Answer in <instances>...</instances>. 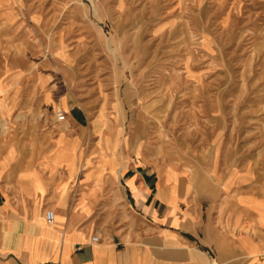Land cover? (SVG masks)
Returning a JSON list of instances; mask_svg holds the SVG:
<instances>
[{
    "label": "rangeland",
    "instance_id": "374dc122",
    "mask_svg": "<svg viewBox=\"0 0 264 264\" xmlns=\"http://www.w3.org/2000/svg\"><path fill=\"white\" fill-rule=\"evenodd\" d=\"M0 81L7 193L60 132L70 171L178 174L227 233L264 196V0H0Z\"/></svg>",
    "mask_w": 264,
    "mask_h": 264
},
{
    "label": "crops",
    "instance_id": "0c3cea01",
    "mask_svg": "<svg viewBox=\"0 0 264 264\" xmlns=\"http://www.w3.org/2000/svg\"><path fill=\"white\" fill-rule=\"evenodd\" d=\"M79 145V136L57 132L40 158L12 166L9 193L0 152V264H264V196L241 195L240 229L227 233L178 174L167 180L144 164L70 171L65 157L79 162ZM48 208L57 214L51 224Z\"/></svg>",
    "mask_w": 264,
    "mask_h": 264
},
{
    "label": "built area",
    "instance_id": "2783aa9c",
    "mask_svg": "<svg viewBox=\"0 0 264 264\" xmlns=\"http://www.w3.org/2000/svg\"><path fill=\"white\" fill-rule=\"evenodd\" d=\"M57 120L62 121L65 119V115L63 111H57L56 113ZM45 219L47 223L51 224L54 223L55 221V211L52 208H48L45 210ZM98 240V236L92 235L91 236V241L95 242Z\"/></svg>",
    "mask_w": 264,
    "mask_h": 264
},
{
    "label": "bare ground",
    "instance_id": "6f19581e",
    "mask_svg": "<svg viewBox=\"0 0 264 264\" xmlns=\"http://www.w3.org/2000/svg\"><path fill=\"white\" fill-rule=\"evenodd\" d=\"M30 183V182H29ZM32 186V185H31ZM57 219V214L55 215V220Z\"/></svg>",
    "mask_w": 264,
    "mask_h": 264
}]
</instances>
